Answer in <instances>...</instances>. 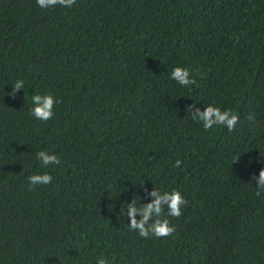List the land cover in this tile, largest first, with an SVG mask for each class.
Returning a JSON list of instances; mask_svg holds the SVG:
<instances>
[{
	"label": "trees",
	"instance_id": "1",
	"mask_svg": "<svg viewBox=\"0 0 264 264\" xmlns=\"http://www.w3.org/2000/svg\"><path fill=\"white\" fill-rule=\"evenodd\" d=\"M177 65L195 84L169 78ZM37 93L60 99L47 121ZM208 103L236 128L193 121ZM261 155L264 0H0V264H264ZM173 188V233L129 230L128 203Z\"/></svg>",
	"mask_w": 264,
	"mask_h": 264
},
{
	"label": "clouds",
	"instance_id": "2",
	"mask_svg": "<svg viewBox=\"0 0 264 264\" xmlns=\"http://www.w3.org/2000/svg\"><path fill=\"white\" fill-rule=\"evenodd\" d=\"M75 0H36V4L41 9H54L58 5L61 7L71 8ZM169 78L174 80L180 86H190L195 84V75L193 70L177 65L170 71ZM24 86V81L18 79L15 81V87ZM60 103V99L54 97L51 93L34 94L30 98L29 113L34 118L47 121L53 117L54 106ZM191 108V105L187 106ZM190 116L193 121L201 124L204 130L211 129L214 125L226 127L229 132L233 131L239 121L238 113L231 109H221L219 106L208 103L203 109L197 107L195 112H191ZM254 117L250 114L248 120L252 121ZM264 156V155H261ZM35 159L41 162V165L47 168L49 165H58L61 163L60 158L47 150H40L35 153ZM252 161L250 160L249 163ZM181 161L177 159L174 166L179 167ZM52 176L48 172H37L28 176L30 185H46L50 183ZM254 181V183H253ZM250 184H253L257 190V194L264 192V166H262L258 174L253 173ZM151 201L146 204L137 205V201L133 200L127 205V215L130 217L128 228L130 231L138 232L140 237L155 236L157 238L168 236L174 232L175 226L172 225L168 217H179L182 213V207L187 205L185 196L179 189H171L161 191L154 189L151 191ZM141 219L137 220V214ZM95 260L99 264H109V261L103 255L98 256Z\"/></svg>",
	"mask_w": 264,
	"mask_h": 264
}]
</instances>
